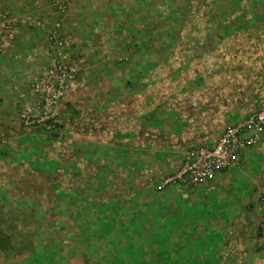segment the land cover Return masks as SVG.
I'll use <instances>...</instances> for the list:
<instances>
[{
    "label": "crops",
    "instance_id": "1",
    "mask_svg": "<svg viewBox=\"0 0 264 264\" xmlns=\"http://www.w3.org/2000/svg\"><path fill=\"white\" fill-rule=\"evenodd\" d=\"M23 1L25 6L30 1L38 6L42 0H19L20 6ZM44 1L47 2L44 8L46 10L38 14L32 12L30 15L50 18L51 0ZM84 1L72 0L64 31L73 36L75 43L70 53L81 50L86 56L87 68L77 78L73 91L61 109L60 136L57 138L43 132L25 130L21 126L18 119L21 101L12 91L18 85L21 91L27 92L28 81L37 77L39 70L49 65L50 58L46 53L47 42L43 32L21 22L13 43L0 41V136H4L7 142L0 145V239H7L9 249L13 247L10 232L18 231L21 234L22 230H16L17 227L35 223L31 210L40 201L29 197L30 191L34 190L40 195L46 206L53 197V192L46 190L49 185L46 180L44 182L39 176L37 178L40 180L37 182L29 180L31 176L26 175V171L30 170V166L23 161L31 158L34 165L42 163L38 153L48 143H52L50 139L59 140L58 138L64 137L62 144L57 146L58 154L55 153V157L60 168L68 169L61 175L70 180L66 182L65 179L66 185L58 181L57 186H62L59 191L83 192V177H87L85 189L86 184L92 187L100 169H106L105 173L110 179L115 178L114 173L127 179L133 176L130 175L132 172L137 176L143 175L148 163V168L154 170L153 173L157 176L169 175L180 167L185 151L215 145L225 127L236 125L264 110V0H249L248 3L247 0H217L220 9L206 5V8L193 7L186 10V16L202 17H208L217 11L218 16L225 19L219 20L217 25H209L203 21L198 27L191 26L192 32L195 29L201 30L203 51L200 55H194L193 42H187L189 47L184 67L174 69L178 60L173 58L165 65L156 60L153 72L139 79L136 78L135 69L124 68L122 74L127 80L123 84L126 94L124 100L119 102V106L112 107L107 97L104 102L106 108H101L102 104L98 102H89L88 107L79 103L83 99L80 96L84 95L87 87L93 85L94 63L99 61L96 48L104 49L106 45L102 42L88 45L82 36L85 34H79L83 29L78 28L75 17L80 18L79 5ZM123 1L127 2L125 9L128 11L139 10L144 0ZM209 1L211 0L207 3ZM1 2L0 0V7ZM224 2H239V5H233L239 7V10L226 7L229 4H222ZM19 3L15 6H19ZM5 4L9 8L5 10L13 18L16 17L10 13L14 12L15 3ZM24 16L25 14L20 17ZM226 17H234L233 24H226ZM246 22L248 24L243 26ZM140 28L144 26H137V29ZM171 28L175 29L172 25L169 26ZM231 28L253 36L247 42L240 41L241 35L235 37L230 47L228 42H224L221 51L217 50L214 57H208L207 49L213 47L214 50V47L219 45L220 48L223 44L220 42L222 40L211 42L210 32L215 29L216 33H221L223 29L226 31ZM246 45L249 49L245 52L235 53L238 47ZM229 49L235 51L230 53ZM233 53L235 56L229 59L227 54ZM132 79L137 82L134 84ZM127 90L135 93L129 95ZM90 95H93L91 90ZM17 171L21 173L16 178ZM207 184L199 193L202 204L209 205L213 210L217 209L220 216H229L228 225L232 227L227 233L224 231L219 244L214 246L209 242L210 248L201 245L199 251H190L191 256L199 258L188 259L186 264H264V219L258 206V195L264 189V139L257 146L247 148L240 154L238 168H230L217 174ZM107 189L113 195L117 188L110 184ZM181 189L183 188L175 187L168 193H180ZM124 190L125 187L122 188ZM45 193H49L50 197L46 198ZM105 202L106 205L109 204L108 200ZM93 204L96 205L95 202ZM223 221L226 225L225 219L221 220ZM26 229L31 230L30 227Z\"/></svg>",
    "mask_w": 264,
    "mask_h": 264
},
{
    "label": "rangeland",
    "instance_id": "2",
    "mask_svg": "<svg viewBox=\"0 0 264 264\" xmlns=\"http://www.w3.org/2000/svg\"><path fill=\"white\" fill-rule=\"evenodd\" d=\"M1 1L0 8L10 18L13 17L8 10H5L8 8L5 3H15L14 12H10L16 16L13 19L22 18L21 15L27 16L32 12L37 14L40 11L44 12L45 3H47L42 0L38 7L34 1H26L27 6L24 4L25 1L21 6L19 0ZM207 1L144 0L139 10L129 9L128 11L125 9L127 2L123 0L82 2L83 4L79 5L80 18L75 17V20L78 22V28L81 27L83 30L77 31L81 35L85 34L82 38L86 39L88 45L92 42L96 44L102 42L106 45L104 49L96 48L99 61L94 63L93 60L96 65L92 67L94 69L93 85L87 87L84 95L80 96L83 99L79 103L88 107L89 102L94 104L98 102L102 104L101 108H106L104 102L109 97V105L117 107L126 95L123 89L125 88L123 84L127 81L122 74L124 68L125 70L135 69L137 73L132 72L136 73V78L139 79L153 72L156 60L165 65L173 58L178 60L177 66H173L174 69L179 66L184 67L186 51L189 47L186 45L187 42H193L194 55H200L203 51L201 48L204 44L203 35L200 29L192 32L191 26L198 27L203 21L209 25H217L219 20L223 21L225 17H219L217 11L208 17L186 16L185 12L193 7L206 8V5L220 9L217 0L216 2L211 0L208 3ZM17 3L19 6L16 7ZM235 3L222 4H229L226 7L238 11L239 7L233 5H239V2ZM71 4L72 0L70 11ZM247 6L249 7V4ZM134 13L139 14L136 16L133 15ZM75 20L74 24L77 28ZM225 21L226 24L231 25L234 17H226ZM246 24L248 23L246 22L243 26ZM171 25L175 29H172L173 27L169 29ZM137 26H144V28L137 29ZM240 33L232 28L226 31L223 29L221 33H216L215 29L212 30L210 41L222 40L220 42L223 44L220 48L219 45L214 47V50L210 47L206 50V55L214 57L217 50L221 51L224 42H228L229 47L232 46L235 37L241 35L240 41L247 42L253 36L250 33ZM248 47V45L238 47L235 53L245 52L249 49ZM229 50L230 53L235 51V49ZM235 53L227 54V57L232 59ZM133 81L134 84L137 82ZM90 90L93 91L92 97H90ZM127 91L129 95L134 92ZM58 139H50L52 143H48L42 148L41 153H38V157L43 160L42 163H38V166L32 163L31 158L28 159L30 161L27 158L23 160L30 166V170L26 171V175L31 176L29 180L31 182H37L40 180L38 178L46 180L49 184L46 190L53 192V197L50 199L49 211L45 212L46 205L43 204L45 202L41 201L40 195L38 196L34 190L30 191L29 197L40 201L31 210L35 223L17 227L16 230H22L21 234L18 231L10 232L11 238H9L13 247L9 249L7 243L9 250L0 251V264H186L188 259L199 258L191 256L192 251H199L198 248L201 245L210 248L209 242L214 246L219 244L224 231L227 233V230L232 227L228 225L229 216H220L217 209L213 210L209 205H203L199 198V193L210 181L196 186L163 187L162 184L167 175L157 176L153 173L154 170L151 171L148 168V163L145 165L143 175L137 176L135 172H132L130 175L133 176L126 179L114 173L115 178L110 179L105 173L106 169H100L97 171V178L92 187L86 184L85 189L87 177H83L84 181H81L83 192L59 191L62 186H57L58 181L66 185L65 179L66 182L70 179L63 178L64 175L61 174L68 169L60 168L55 157V153L58 154L57 146L62 144L64 137ZM0 140L4 142L2 146L7 144L4 136H0ZM37 143L34 145L37 146ZM34 145L32 146L35 147ZM239 164L233 168H238ZM19 173L21 172L17 171L16 178L19 177ZM110 184L117 188L113 191V195L107 189ZM77 186L80 187L79 184ZM123 187H125L124 191H122ZM175 187L183 189L180 193H168ZM106 200L109 201L108 205L105 204ZM90 202H95L96 205ZM69 203L72 205H68ZM59 204L61 207H58ZM31 211L28 210V213ZM260 211L264 219L262 210ZM223 219L226 225L224 221L221 222ZM175 221L176 223H173ZM26 227H30L31 230L27 231L29 228L26 229ZM4 240L7 242V239Z\"/></svg>",
    "mask_w": 264,
    "mask_h": 264
},
{
    "label": "built area",
    "instance_id": "3",
    "mask_svg": "<svg viewBox=\"0 0 264 264\" xmlns=\"http://www.w3.org/2000/svg\"><path fill=\"white\" fill-rule=\"evenodd\" d=\"M70 2L51 0L50 18L27 15L17 20L10 18L0 8L1 42L13 43L21 22L43 32L46 38L49 65L28 81L27 92L21 91L18 85L12 91L21 101L18 118L21 126L52 138L60 136L61 109L73 91L77 78L87 68V59L81 50L70 53L75 43L73 36L64 31ZM263 137L264 110L227 127L215 145L188 149L180 167L165 177L162 186H196L209 182L217 174L237 166L240 154L257 145ZM3 143L0 140V145ZM258 204L264 215V189L260 192Z\"/></svg>",
    "mask_w": 264,
    "mask_h": 264
},
{
    "label": "trees",
    "instance_id": "4",
    "mask_svg": "<svg viewBox=\"0 0 264 264\" xmlns=\"http://www.w3.org/2000/svg\"><path fill=\"white\" fill-rule=\"evenodd\" d=\"M45 197L49 198L50 194L49 193H45L44 194ZM50 209V204H47L46 208H45V212H48ZM8 249V245L7 242L3 239H0V251H6Z\"/></svg>",
    "mask_w": 264,
    "mask_h": 264
}]
</instances>
